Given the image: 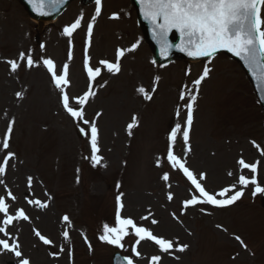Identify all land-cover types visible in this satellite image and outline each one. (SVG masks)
I'll list each match as a JSON object with an SVG mask.
<instances>
[{"label": "rangeland", "instance_id": "374dc122", "mask_svg": "<svg viewBox=\"0 0 264 264\" xmlns=\"http://www.w3.org/2000/svg\"><path fill=\"white\" fill-rule=\"evenodd\" d=\"M95 8L96 5L81 7L73 3L57 22L43 24L39 29L15 0H0V164L7 153H14L2 176L0 197L8 204L10 215L23 209L30 218L15 221L6 228L14 238L17 231L20 233L23 257L32 264H46V261L52 264L46 257L48 247L35 241L32 228L53 240L54 247L68 242L63 232L67 230L70 237L72 225L90 233L98 226L102 228L104 210L108 216L113 212L111 187L118 175L122 182L121 217L133 219L137 226L149 229L157 238L174 242L169 253L145 241L133 244L130 253L135 247L142 264H149L151 255L160 256V264H264L263 209L250 205L245 198L234 208L214 212L211 217L203 211H183L181 203L189 197L187 190L167 167L156 170V156L168 145L167 132H172L177 124L184 130L189 94L196 96L195 121L189 136L194 149L190 166L197 173L202 171L209 176L205 184L211 191L229 182L226 171L233 169L236 157L243 155L249 161L252 156L248 158V153L257 157L255 146L264 153L263 114L243 72L224 56L199 65L173 63L162 70L154 68L128 0H102L91 46H86L87 25L92 22ZM114 15L119 18H111ZM78 18H82L81 26L71 37L66 36L64 28ZM134 44L135 50L127 51ZM70 49L71 60L67 56ZM118 49L125 50L121 71L114 75L107 90L96 95L93 105L84 106L85 119L94 122L98 129L97 155L102 158L95 165L97 172L93 173L88 168L93 165L90 140L86 145L79 142L73 124L86 131L90 126L75 121L65 112L59 90L53 87L46 67L42 66L43 60L51 59L57 74H62L63 62L70 63V85L66 92L74 104L85 87V51L94 62L102 58L116 62L114 52ZM21 52L32 56L33 67L19 61ZM9 60L20 63L16 72L10 70ZM205 66L211 72L197 89L194 81ZM157 77L159 80L154 83ZM141 87L151 95L150 100L138 91ZM181 93H185L183 100ZM112 100L116 103L110 104ZM95 111L102 114L95 116ZM10 123L12 132L9 148L5 150L2 142ZM130 123L133 130L129 132ZM183 144L181 139L176 145ZM221 156L230 161L220 162ZM87 173H93L90 182ZM165 173L170 177L167 182L162 178ZM29 177L31 187L24 184ZM258 183L264 185V162ZM9 191L15 200L8 197ZM169 194L173 197L171 201L167 198ZM29 200L33 203L29 204ZM36 200L49 203V208H40L34 203ZM39 211L44 214L40 215ZM59 216L69 217V223H58ZM153 219L158 223H151ZM216 226L227 229L229 234L225 235ZM234 234L239 241L244 238L257 256H249L237 240L228 237ZM74 235L78 240L75 232ZM87 235L93 244L94 236ZM0 238L8 239L3 234ZM130 242L134 243L132 239ZM76 245V264H110V248L94 246L95 255L89 259L81 242ZM180 245H187V249L177 251ZM2 259L0 255V264H6ZM13 263L17 264L15 257Z\"/></svg>", "mask_w": 264, "mask_h": 264}, {"label": "snow or ice", "instance_id": "6c2138e0", "mask_svg": "<svg viewBox=\"0 0 264 264\" xmlns=\"http://www.w3.org/2000/svg\"><path fill=\"white\" fill-rule=\"evenodd\" d=\"M66 0H28L33 11L38 15L46 16L50 15L49 8H55L57 5H62ZM102 0H95L96 8L95 15L92 17V22L87 25V36L90 38L93 33V27L96 17L101 13ZM141 6V13L145 20L149 21L153 27V35L157 38L161 47V54L166 55L168 50L172 47L169 43V34L175 31L179 34L180 44L177 46L179 51L185 52L188 56L193 58H212L219 51L224 50L231 53L234 57L243 62L245 68L252 75L253 79L261 86H264V0H138ZM118 19L119 17L114 15L111 17ZM81 19L78 18L70 26L64 28V34L71 37L72 34L81 26ZM137 45H133L127 51H134ZM125 55L124 49H118L116 52V62H109L107 60H101L99 63L109 72L118 74L121 71L119 61ZM71 49L68 53V59L71 60ZM19 61H26V66L31 68L34 66V60L32 56L25 55L21 52L19 54ZM210 62V61H209ZM7 63L10 65V70L16 72L20 67V63L17 60H9ZM43 67H46L47 71L51 74V82L55 85L56 89L60 93V102L65 112L73 118L75 121H82L84 124L89 125V130L80 128V131L84 135L90 133L91 144V160L93 165H97L101 161V157L97 155L99 152L98 147V129L94 122H90L85 119L84 105L88 102L89 98L93 95L91 87L82 96H78L75 99L74 104L70 102V97L66 92V87L70 85L68 79V64L63 65L62 74H57L54 62L51 59L43 60ZM84 69L87 72L89 82L95 81L100 76L101 70L99 67L93 68L90 66V57L85 51L84 55ZM211 72V69L207 66L204 67L202 74L197 78L194 83L198 86L205 80ZM159 77L156 78L154 83L158 82ZM155 89H153L154 91ZM138 91L144 96L145 99H151V95L143 88H139ZM20 95L19 93L17 94ZM190 102L187 104L186 113V127L181 131V125L177 124L172 130L169 137L170 141L174 144L177 135L181 134L185 150L190 151L189 132L193 123V104L195 103L196 96L191 95ZM180 98L185 99V93H181ZM179 114V113H178ZM135 119V118H134ZM14 123V121L12 122ZM12 123L8 125L7 133L2 142V148H9V138L12 132ZM133 124L128 125L129 132L131 131ZM255 144V141H253ZM14 156V153H7L0 164V177L6 173L9 160ZM167 160L172 169H175L183 174L184 177L190 182L196 192L199 193V197H193L184 201V208L194 207L198 204H207L213 207L223 208L230 206L238 201L243 191H234L232 188H224L219 193L210 194L205 190L202 183L206 179V174L202 173L199 176V181L192 171L186 166V161L182 157L177 156L170 147L167 152ZM238 163L242 166V169H249L253 174L249 179L245 175H240L238 183L242 186H248L249 184L256 186L254 188L255 193H264V187L258 186L257 164L245 163L243 159H240ZM231 175V173H229ZM164 181H169L170 177L168 173L163 175ZM3 180H0V184ZM32 178H28V185L31 187ZM230 191H234V194L228 196ZM8 197L15 200V197L11 195L9 191ZM217 196L222 197L218 199ZM168 200H172V195H168ZM29 204L33 201L29 200ZM40 208L47 207V204L36 200L34 202ZM123 205L120 197H117V211H116V226L105 225L103 228V234L99 237L102 242L109 245L123 248V241L125 237L129 235V229L134 230V244L139 245L141 241L149 240L154 242L159 247V250L163 253H169L174 247V242L164 238H157L153 233L142 226L137 224L131 218H122L120 210ZM0 214H3L2 222H0V234H3L8 239L0 238V254L3 252L11 253L17 260V264H30L29 259L24 258L22 251L20 250V244L18 240L11 236L6 230L7 226L13 224L14 221H29V216L26 215L23 209H19L14 215L9 214V206L3 197H0ZM63 221L68 224L69 217L64 216ZM142 219H148V217H142ZM151 223L156 224L158 221L151 220ZM34 234L39 238L44 245L52 244V241L45 236L41 235L38 230L34 229ZM63 238L65 241L70 239L69 232L65 230L63 232ZM236 239H240L236 237ZM9 240H12L9 243ZM247 248V245H243ZM187 249V245H180L176 248L177 251L183 252ZM91 251V245H89ZM60 251H64L61 247ZM134 255L139 256L140 253L136 251V248L132 249ZM69 256L71 258V250H69ZM160 256H153L151 258V264H158ZM127 264H133V261L129 259Z\"/></svg>", "mask_w": 264, "mask_h": 264}, {"label": "bare ground", "instance_id": "6f19581e", "mask_svg": "<svg viewBox=\"0 0 264 264\" xmlns=\"http://www.w3.org/2000/svg\"><path fill=\"white\" fill-rule=\"evenodd\" d=\"M47 23H49V22H46V24H47ZM106 76H107V75H102V76H99L98 78H100V77H106ZM103 90H106V89L104 88ZM224 159H227L228 161H230V158H228V157H226V156H221V157L219 158L220 162H221L222 160H224ZM236 168H237V166L234 165V166H233V169L235 170ZM235 171H238V170L236 169Z\"/></svg>", "mask_w": 264, "mask_h": 264}, {"label": "water", "instance_id": "95a60500", "mask_svg": "<svg viewBox=\"0 0 264 264\" xmlns=\"http://www.w3.org/2000/svg\"><path fill=\"white\" fill-rule=\"evenodd\" d=\"M168 40L171 45L175 43L172 37H168ZM154 51L156 52V47L154 48Z\"/></svg>", "mask_w": 264, "mask_h": 264}]
</instances>
